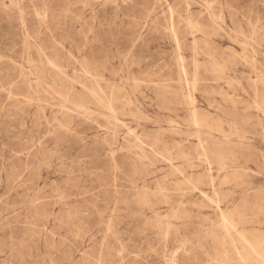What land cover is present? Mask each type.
Wrapping results in <instances>:
<instances>
[{
    "label": "rangeland",
    "instance_id": "374dc122",
    "mask_svg": "<svg viewBox=\"0 0 264 264\" xmlns=\"http://www.w3.org/2000/svg\"><path fill=\"white\" fill-rule=\"evenodd\" d=\"M0 264H264V0H0Z\"/></svg>",
    "mask_w": 264,
    "mask_h": 264
}]
</instances>
